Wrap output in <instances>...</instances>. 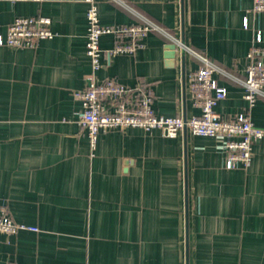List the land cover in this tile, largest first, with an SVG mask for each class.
<instances>
[{"label":"crops","instance_id":"0c3cea01","mask_svg":"<svg viewBox=\"0 0 264 264\" xmlns=\"http://www.w3.org/2000/svg\"><path fill=\"white\" fill-rule=\"evenodd\" d=\"M95 1L101 25L142 17L184 43L167 67L172 42L160 32L134 55L108 56L115 40L100 38L97 77L133 89L132 103L143 93L157 116L199 115L187 76L207 60L227 92L214 111L222 119L248 112L246 55L264 47V13H251V0ZM86 8L84 0L0 1V39L19 17H46L54 33L32 49L0 45V205L37 229L0 234V264H186V226L188 264H264V139L249 167L233 170L221 139L186 130L175 138L101 131L91 148L73 96L91 72ZM250 118L264 129V98Z\"/></svg>","mask_w":264,"mask_h":264},{"label":"built area","instance_id":"2783aa9c","mask_svg":"<svg viewBox=\"0 0 264 264\" xmlns=\"http://www.w3.org/2000/svg\"><path fill=\"white\" fill-rule=\"evenodd\" d=\"M0 1L41 3L45 0ZM251 1V13H264V0ZM84 2L87 5L85 53L91 72L85 77V87L73 92V96L82 107L75 123L86 130L91 148L94 149L98 133L101 131L137 128L145 132L158 130L163 137L175 138L186 129L194 136L223 141L225 169H247L251 163L253 145L264 139V129L256 127L250 118V109L256 99L264 98V47L252 46L246 55L249 63L245 70L246 77L240 84L244 89L243 97L249 104L248 112L230 119H222L214 111L217 103L226 98L227 92L215 78L221 71L209 61L202 60V65L187 76V87L199 115L188 119L157 116L153 111L151 96L138 93L137 100L132 103L130 96L133 89L115 79L97 77V72L102 68L100 58L105 53L99 47V40L105 35H110L115 40L112 49L106 51L108 56L134 55L137 50L143 48V40L149 32L157 31L168 36L167 33L142 17L140 22L127 26L101 25L96 1ZM50 23L48 18L41 16L16 18L7 28L5 39H0V45L18 49L35 48L39 41L54 37ZM243 27L247 29L246 19L243 21ZM170 40L181 48L179 41L174 38ZM255 41L260 42V32L256 33ZM182 47L184 48L183 45ZM22 230L37 231L35 228L14 222L7 215L5 207L0 205V234L13 236Z\"/></svg>","mask_w":264,"mask_h":264},{"label":"water","instance_id":"95a60500","mask_svg":"<svg viewBox=\"0 0 264 264\" xmlns=\"http://www.w3.org/2000/svg\"><path fill=\"white\" fill-rule=\"evenodd\" d=\"M182 45L184 46V43L181 42V55L184 56L185 54V50L184 48L182 47ZM166 66L169 67V66H172L174 64V58H175V54H176V50H177V46L173 43L171 44H167L166 46ZM186 129H184L185 131ZM187 216H188V213H187V210H186V219H187ZM185 263L188 264V241H187V226H186V257H185Z\"/></svg>","mask_w":264,"mask_h":264}]
</instances>
